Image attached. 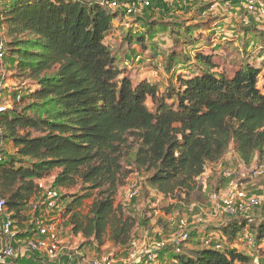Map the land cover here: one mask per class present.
<instances>
[{
  "label": "trees",
  "instance_id": "obj_1",
  "mask_svg": "<svg viewBox=\"0 0 264 264\" xmlns=\"http://www.w3.org/2000/svg\"><path fill=\"white\" fill-rule=\"evenodd\" d=\"M1 14L11 75L33 86L10 113L0 114L1 135L15 151L0 162V197L14 224L26 219L23 210L33 199L42 198L37 181L54 173L49 188L60 201L70 198L62 216L82 239L78 251L90 243L99 248L106 238L123 247L153 218L151 211L135 219L115 204L129 175L145 173L144 189L165 195L176 190L180 198L196 188L209 199L219 187L197 177L216 170L229 151L245 165L264 161V83L258 85L264 70L253 63H241L228 76L216 70L212 53L197 51L196 71L178 75L176 87L160 92L118 67L105 42L117 13L97 1L20 0ZM90 198L84 213L83 201ZM258 221L235 215L223 223L220 249L197 241L201 248L173 252L170 264H264V219ZM247 227L260 246L255 261L233 247ZM31 252V259L48 260Z\"/></svg>",
  "mask_w": 264,
  "mask_h": 264
},
{
  "label": "rangeland",
  "instance_id": "obj_2",
  "mask_svg": "<svg viewBox=\"0 0 264 264\" xmlns=\"http://www.w3.org/2000/svg\"><path fill=\"white\" fill-rule=\"evenodd\" d=\"M19 1H0V39L3 38L6 42V27L1 12ZM82 1L91 3L100 0ZM104 1L105 8L117 13L118 18L112 23V29L106 35L105 42L115 55L118 67L134 82L146 79L156 84L160 92L176 87L178 75H189L196 71L193 56L197 51L212 53L213 61L217 63L216 70L224 71L228 76H232L244 62L253 63L264 70V15L248 11L244 0H156L149 6L138 5L135 0H114L116 8L106 3L113 0ZM128 8L132 10L128 12ZM135 38L142 40L138 42ZM3 62L6 78L3 86L5 88L0 92V104L5 105L8 112L17 96L28 94L33 86L30 80L18 83L11 75V61L5 57ZM259 77L258 85L262 87L264 81ZM147 105L150 108L153 106L150 99H147ZM3 148L4 156L6 153L15 155L12 142L5 137ZM259 165L264 168V161L245 165L231 150L218 164L220 168L208 172L204 177L213 187L218 186L221 194L234 184H239L248 195L262 197L263 202L260 205L247 209V215L253 219L252 223L255 225H258V220L264 219V173L253 175L252 172ZM225 172L230 174L225 175ZM53 177L54 173L37 181L41 186V195L50 187ZM145 177L146 174L141 172L129 175L118 188L115 200L116 205H122L135 219L149 216L153 211L148 228H137L133 233L132 239L142 244L141 250L155 251L154 243L163 242L165 245L158 250L159 264H170L173 252L180 253L192 247L201 248L197 241L207 240L211 246L217 243L222 246L221 228L223 223L233 218L232 215L218 211L212 201L208 198L202 199L196 188L190 190L187 195L179 194L180 198L175 197L176 190L165 195L151 188L144 189ZM134 181L139 185L140 192L130 198L129 190ZM77 190L78 187L71 189L70 193ZM40 200L36 197L24 208L26 219L16 222L15 229L29 233L36 220L53 221L63 247L60 253H65L62 257L67 259L61 257L60 262L54 263L43 256H37L35 259L38 263L87 264V259L107 256L113 259L114 264H132L133 260L129 259V244L114 247L109 238H106L99 248L96 243H90L82 251H78L82 239L70 233L67 217L62 216L70 198L59 200L57 206L52 209L39 208ZM91 201V198L83 201L84 213L87 212ZM177 202L180 207L164 213ZM33 204L37 206L36 209H33ZM37 209L39 212H36ZM158 217L159 220H156ZM183 231L189 233V238L180 242V250L177 251L174 240ZM253 234L254 230L247 227L233 243V247L248 256L251 261L257 260L260 253V246L254 241ZM15 247L19 254L15 263L29 264L26 260L30 259L28 257L32 252L24 249L23 238H20Z\"/></svg>",
  "mask_w": 264,
  "mask_h": 264
},
{
  "label": "built area",
  "instance_id": "obj_3",
  "mask_svg": "<svg viewBox=\"0 0 264 264\" xmlns=\"http://www.w3.org/2000/svg\"><path fill=\"white\" fill-rule=\"evenodd\" d=\"M156 0H135L138 5L149 6ZM170 2L172 0H161ZM100 5H104L105 1H97ZM107 5L116 8V1L106 2ZM244 6L248 11L264 15V0H244ZM132 9L128 8L130 12ZM6 55V41L0 39V92L3 90L5 81V68L4 58ZM1 96V93H0ZM19 98V96H17ZM6 110L5 105L0 104V114ZM4 148H3V136L0 131V162L4 160ZM253 175H261L264 173V168L259 165L253 169ZM229 172H225V175H229ZM205 173L197 177V180L205 179ZM140 187L137 182H133L130 186L129 197L132 198L138 195ZM60 195L56 189L47 188L42 193L40 204L45 209H52L57 206ZM262 197L256 195H248L245 189L241 188L239 184H234L229 187L223 194L219 191H214L209 194V200L212 201L214 207L223 213L235 216L241 215L246 217L249 222H252V218L247 215V209L249 207H255L260 205L263 200ZM31 204V202L29 203ZM37 206L33 204V209ZM184 222H182V226ZM30 234L23 238L24 249L26 251H35L44 254L50 261H57L60 255L61 247L60 238L57 232L56 224L51 220H36L33 224ZM20 231L15 229L14 221L10 216V213L6 210L5 200L0 197V264H16L14 260L17 257L16 243L20 240ZM189 238V233L183 231L181 235L174 240L176 250L179 251L178 246L180 242L186 241ZM252 240L251 237H248ZM155 251H143L141 250L142 244H139L136 240L131 239L129 242V259L133 261L142 260L146 263H152L158 261L159 249H162L165 245L163 242H155ZM204 244L211 246L210 242L204 240ZM216 249H220L222 246L217 243L213 246ZM87 264H114L112 258L102 256L100 258L87 259Z\"/></svg>",
  "mask_w": 264,
  "mask_h": 264
},
{
  "label": "crops",
  "instance_id": "obj_4",
  "mask_svg": "<svg viewBox=\"0 0 264 264\" xmlns=\"http://www.w3.org/2000/svg\"><path fill=\"white\" fill-rule=\"evenodd\" d=\"M227 155H228V154H227ZM227 155H226V156H227ZM219 168H220V167H217L216 169H219ZM208 172H211V171H210V170L206 171V172H205V175H206ZM28 235H29V234H28ZM28 235H27V236H28ZM63 255H65V253H64V254H63V253H62V254L60 253V256H59V258H58L57 261L60 262V258H61ZM18 256H19V254H18V252H17V257H18ZM17 257H16V258H17ZM21 257H22V256H21ZM28 258H30V257H28ZM26 261L29 262V264H37V259H31V258H30V259H27ZM26 261H25V262H26ZM14 262H16V261H14ZM40 262H43V261H40ZM52 262L55 263V261H52Z\"/></svg>",
  "mask_w": 264,
  "mask_h": 264
}]
</instances>
